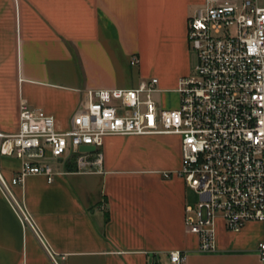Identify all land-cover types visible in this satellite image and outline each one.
Here are the masks:
<instances>
[{"label":"crops","instance_id":"0c3cea01","mask_svg":"<svg viewBox=\"0 0 264 264\" xmlns=\"http://www.w3.org/2000/svg\"><path fill=\"white\" fill-rule=\"evenodd\" d=\"M205 1L0 0V131L18 130L21 102L68 129L88 90L149 77L158 79L154 97H174L156 101L174 108L178 77L196 64L187 19ZM104 138L100 172L76 173L70 164L52 181L29 174L11 185L29 221L0 190V264H168V252L179 249L183 264H264L258 221L231 232L217 218L215 249H198L184 221L190 202L178 173L179 135ZM20 166L0 155L5 180Z\"/></svg>","mask_w":264,"mask_h":264},{"label":"built area","instance_id":"2783aa9c","mask_svg":"<svg viewBox=\"0 0 264 264\" xmlns=\"http://www.w3.org/2000/svg\"><path fill=\"white\" fill-rule=\"evenodd\" d=\"M187 21L196 64L178 77L174 108L156 101V77L88 90L68 129L21 102L18 130L0 131V155L20 158L21 166L9 181L0 172V190L23 220L29 218L10 187L26 175L49 182L70 164L76 173L100 172L106 135L167 133L180 136L178 173L197 194L184 221L198 235V249H215L217 218L231 232L250 221L264 224V0H206ZM257 246L264 262V238ZM168 258V264H183L185 254L170 250Z\"/></svg>","mask_w":264,"mask_h":264},{"label":"rangeland","instance_id":"374dc122","mask_svg":"<svg viewBox=\"0 0 264 264\" xmlns=\"http://www.w3.org/2000/svg\"><path fill=\"white\" fill-rule=\"evenodd\" d=\"M192 50V49H191ZM191 60H192V63L194 62V60H195V52L192 50L191 51ZM158 99L159 101H160V99H163L164 100V103H169V102H172L173 100L172 99H174V97L172 96V97H168L167 95H166V97L165 98H160V96H157L156 95V97H155V99ZM172 100V101H171ZM165 106V105H164ZM163 106V107H164ZM188 197H189V202H190V205H194L195 204V202L197 201V194H196V192H194L193 190H191V189H188Z\"/></svg>","mask_w":264,"mask_h":264},{"label":"water","instance_id":"95a60500","mask_svg":"<svg viewBox=\"0 0 264 264\" xmlns=\"http://www.w3.org/2000/svg\"><path fill=\"white\" fill-rule=\"evenodd\" d=\"M92 149H93V146L92 145H82V146H80V150L90 151Z\"/></svg>","mask_w":264,"mask_h":264}]
</instances>
